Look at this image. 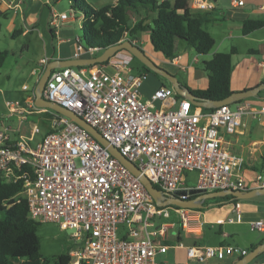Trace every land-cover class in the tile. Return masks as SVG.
I'll use <instances>...</instances> for the list:
<instances>
[{"label": "built area", "instance_id": "obj_1", "mask_svg": "<svg viewBox=\"0 0 264 264\" xmlns=\"http://www.w3.org/2000/svg\"><path fill=\"white\" fill-rule=\"evenodd\" d=\"M1 2L23 16L24 0ZM231 4L244 5L240 0ZM195 9L211 11L214 6L200 0ZM67 19L65 13L52 11L50 24L58 28ZM76 44L78 54L100 51H84L80 38ZM132 58L120 51L102 64L53 70L42 97L94 128L165 194L264 189V169L247 180L242 158L223 147L221 135V131L235 134L244 116L264 121V104L238 102L235 109L230 104L206 109L193 106L172 87H161L144 100L138 88L148 73H133ZM21 92L23 97L4 101L8 118L16 117L18 124L14 128L0 123L4 126L0 173L7 182L23 181L32 220L57 223L69 231L77 247L69 251L68 264H156V255L167 251L162 243L176 224L164 222L149 233L154 217L168 220L173 214L184 233L201 231L205 223L201 211L156 206L139 178L88 131L66 116L37 107L34 87L23 86ZM46 114L50 133L35 140L41 135L35 123L29 124L28 135L22 133L27 116ZM190 172L196 173L193 186L188 185ZM239 207L237 203V213ZM120 225L125 226L124 236H118ZM136 225L142 227L143 236ZM250 229L264 232V222H253ZM248 253L234 246L193 245L187 247L186 264H209L228 257L235 263Z\"/></svg>", "mask_w": 264, "mask_h": 264}, {"label": "crops", "instance_id": "obj_2", "mask_svg": "<svg viewBox=\"0 0 264 264\" xmlns=\"http://www.w3.org/2000/svg\"><path fill=\"white\" fill-rule=\"evenodd\" d=\"M46 1L47 0H24V4L22 5L24 14L23 16L20 15V17L23 19V22L26 24V29L20 32L21 34H28L30 30L36 28L35 17L37 15L39 16L41 10L45 6L49 9L50 17H48L47 20V30L53 43L52 53L50 56L41 58L39 60V68H33L30 71V75L36 77V81L38 80V75L42 73L45 66L53 60L92 58L101 53V51H98L91 54H78L76 51V39L79 37L74 34L72 28L67 24L68 22H73L74 19H76L74 18L75 13L74 16L72 15V18H70L65 12L57 13L53 9V4L58 3V1L48 0L50 2L49 4H47ZM199 1L200 0H189V8L195 13L206 15L204 18L205 22L203 23V28L214 39L213 49L209 54L205 55V58H203L201 62L210 60L215 53L229 52L230 50L234 49L235 53L231 57V92H243L264 84V26L250 32L247 35L242 33V24L245 21H264V0H240L244 3V5L241 7L233 6L231 4L232 0H203L213 4L214 9L211 11H201L195 9V5ZM0 8L1 14L6 9H8L7 5L1 2V0ZM52 11H55L57 14L65 13L68 17L67 21L60 24L58 28H55L50 24ZM80 18L82 22V17ZM39 36H41L40 33ZM134 43L137 46L141 45L142 48L146 50L147 54L153 58V60L155 59L157 65L162 64L163 60H166L162 54L153 50L148 39V32L141 34V36L134 40ZM187 48L188 47H186L184 44L178 42L177 57L174 58L175 61H167L169 63H173L174 76L183 87L187 88L191 93L196 90H204L208 87L209 82L207 74L203 71L201 66H198L200 62L197 58L190 60L189 54L186 51ZM154 52L158 53L159 56H157L158 54L154 55ZM42 60H44L45 63H41ZM179 73L183 74L182 78H178ZM148 78L149 77H147L146 80H148ZM24 86H27V84ZM161 87L172 86H166L163 83L159 84L156 82V84L153 86V89L146 91L145 94L147 98ZM20 91H22V86ZM141 96L143 98V95ZM21 97H23V94L19 97H16L15 99H19ZM239 102L257 105L264 104V90L260 91L256 97L252 98V100H242ZM237 103L234 104L237 105ZM46 132L41 134L40 137L45 135ZM221 135L223 147L230 153L242 158V172L243 176L247 180L252 177L254 172L264 169V121H260L258 118H253L251 116H244L242 118V125L235 134L227 135L221 131ZM238 204L240 205L239 213L236 211L235 204H232L231 208L214 206L213 208H207L201 211L205 223L201 231L197 234L184 233L180 229L179 223L177 222L176 225L169 230L167 240L162 243L168 247L167 251L164 254H157L156 258L160 255L169 254V256L174 260V264H186V251L187 247L189 246H234L226 241V238L229 236V234L224 231L223 228H221L222 225L245 223L250 226V224L253 222H264V196H257L248 200H240ZM232 214H234V217ZM172 215L168 220L172 218ZM228 220H232V223H229ZM151 222L153 223L152 226L147 228V232L149 233L161 223L174 221H164L162 218L154 217ZM210 225L219 226L217 233L219 234L220 239L213 241V243H210L211 239H206L205 229L210 227ZM136 226L139 228L141 236H143L144 233L142 227L140 225ZM125 233L126 230L123 234H121V236H124ZM180 244H182V246H180ZM233 263L234 262L229 257L223 261L211 260L209 262V264Z\"/></svg>", "mask_w": 264, "mask_h": 264}, {"label": "trees", "instance_id": "obj_3", "mask_svg": "<svg viewBox=\"0 0 264 264\" xmlns=\"http://www.w3.org/2000/svg\"><path fill=\"white\" fill-rule=\"evenodd\" d=\"M68 1L72 12H78L82 17L80 45L84 51L95 48L101 51L123 40L134 42L145 32H148L153 50L168 61L177 57V44L180 41L198 55H207L214 47V39L203 28L206 15L191 11L189 0H118L115 4L111 2L97 8L85 0ZM263 26L264 21L248 20L242 24V33L247 35ZM234 53V49L218 52L210 60L202 62L201 68L209 80L208 87L192 94L212 101L228 98L232 94L230 73ZM7 55V52L0 51V67ZM140 71L150 72L144 65ZM50 132L49 128L46 134ZM155 188L159 190L158 186ZM228 202L236 205L240 200L225 196L206 200L203 205L221 206ZM36 225L37 222L28 215L23 181L7 182L0 173V264H14L16 261H20V264H48L40 254ZM261 243H264V237L251 245L248 252ZM69 259L67 254L54 264H68Z\"/></svg>", "mask_w": 264, "mask_h": 264}, {"label": "rangeland", "instance_id": "obj_4", "mask_svg": "<svg viewBox=\"0 0 264 264\" xmlns=\"http://www.w3.org/2000/svg\"><path fill=\"white\" fill-rule=\"evenodd\" d=\"M55 1V0H53ZM58 3L53 4V9L57 12H65L70 18L74 13L70 10V4L68 0H56ZM88 4L93 7H100L101 5L108 4L113 2V0H85ZM1 9V8H0ZM21 14L10 9H6L2 14L0 13V51H5L8 53L6 56L5 62L2 67H0V123L6 122L8 126L17 127L16 117L8 118V111L5 108L4 101H9L19 97L25 93L21 92V86L27 84V86L32 89L34 83H36V77L30 75V71L33 68H39V60L50 56L52 53L53 43L51 41V36L47 30V20L49 16L48 7H44L39 16L35 17V29L29 31L28 34H21L20 31L26 29V24L23 22V19L20 17ZM81 15L76 12L73 22H68V26L72 28L74 34L77 37H81ZM18 31V33H17ZM16 32V35H13ZM39 33L41 36H39ZM181 42V41H180ZM183 44V43H182ZM181 46V45H180ZM139 47L142 48L140 45ZM183 48V47H182ZM144 53L154 62L155 59L151 58L146 50ZM186 50V49H184ZM187 53L189 54L190 60L197 58L199 67L202 64V59L205 58V55H198L191 48H187ZM123 53L129 54L128 52L122 50ZM101 54V53H100ZM97 54L96 56L100 55ZM158 53L154 52V55ZM159 56V54L157 55ZM157 64V63H156ZM159 64V63H158ZM160 68L164 69L168 73L174 76V65L169 63L167 60H163L162 64L158 65ZM131 68L133 73L140 71L142 65L136 58H132ZM40 76V74L38 75ZM148 80L142 82L138 88V92L143 95V99L147 100L146 91L153 89L154 84H165L166 86H171L170 82L162 77L161 75L149 72ZM183 74L179 73L178 78H182ZM39 78V77H38ZM152 95V94H151ZM252 100V98L245 99ZM159 105V103H157ZM234 106V107H233ZM235 109L236 104L231 105ZM27 122L23 123L22 133L29 134V124L35 123L41 130V134L46 132L49 129V114L46 115H30L27 116ZM259 119V118H258ZM262 121L261 119H259ZM4 128L0 125V129ZM41 135H37L35 140H37ZM196 173L190 172L187 173L188 185L193 186L195 184ZM233 203L228 202L222 207L231 208ZM214 206H209L213 208ZM234 217V214H232ZM234 220V218H233ZM164 221H174L176 224L178 218L175 215H172L170 220L164 219ZM219 226L210 225L205 229L206 239H211L210 243L220 239L219 234L217 233ZM224 231H226L229 236L226 238V241L231 245H234L239 248H245L249 251L251 245H255L264 237V232L258 230H251L250 226L245 223L231 224V225H222ZM118 231V236H121L125 232V226L120 225ZM36 234L40 241V254L43 261H46L48 264H54L57 259L60 257L66 256L70 250H73L77 247V244L74 243L73 239L70 238L68 232L60 228L57 223H40L37 222L36 225ZM208 242V241H207ZM209 243V242H208ZM172 252V251H171ZM14 260L11 262L13 263ZM156 264H174V260L169 256L160 255L155 259ZM251 263L259 264L264 263V253L255 258ZM14 264H20V261L14 262Z\"/></svg>", "mask_w": 264, "mask_h": 264}, {"label": "water", "instance_id": "obj_5", "mask_svg": "<svg viewBox=\"0 0 264 264\" xmlns=\"http://www.w3.org/2000/svg\"><path fill=\"white\" fill-rule=\"evenodd\" d=\"M128 52L132 57L136 58L146 69L149 71L161 75L166 78L176 94L180 97H183L190 101L193 106H199L206 109H212L219 107L224 104H234L239 101L253 98L258 95V93L264 90V84L259 85L258 87L243 92L232 93L228 98L222 101H212L207 99H201L193 95L187 88L183 87L177 78L164 69L160 68L156 63H154L136 44L129 40H123L117 45L108 47L104 50H101V54L92 58H75L70 60H53L49 62L42 73L40 74L35 86L34 94L35 100L34 103L39 108H47L62 116H66L73 120L76 124L88 131L103 147H106L110 154L118 159L133 175L139 178L140 182L145 187L146 191L152 197L156 206L165 208V207H178L181 209H207L209 206H204L203 203L206 200L213 198H220L225 196H231L236 200H248L257 196H264V189H253L249 191H215V192H204L198 189H190L188 191L181 190L175 194L169 195L161 192L156 189L144 176L141 175L139 169L123 158L117 149L110 146L106 140L91 126L86 124L81 118L77 117L70 110L59 106L58 104L51 103L44 100L42 97L43 89L45 83L50 76L51 72L56 69L67 68V67H84V66H94L96 64H102L107 62L111 57L115 56L120 51ZM187 196V198H182ZM195 196L194 198H190ZM69 233V231H67ZM264 253V243L257 245L253 250H251L246 256L235 262L234 264H248L251 263L255 258Z\"/></svg>", "mask_w": 264, "mask_h": 264}, {"label": "flooded vegetation", "instance_id": "obj_6", "mask_svg": "<svg viewBox=\"0 0 264 264\" xmlns=\"http://www.w3.org/2000/svg\"><path fill=\"white\" fill-rule=\"evenodd\" d=\"M191 197H195V196H191Z\"/></svg>", "mask_w": 264, "mask_h": 264}, {"label": "bare ground", "instance_id": "obj_7", "mask_svg": "<svg viewBox=\"0 0 264 264\" xmlns=\"http://www.w3.org/2000/svg\"><path fill=\"white\" fill-rule=\"evenodd\" d=\"M23 86H24V85H23ZM23 86H22V87H23Z\"/></svg>", "mask_w": 264, "mask_h": 264}]
</instances>
